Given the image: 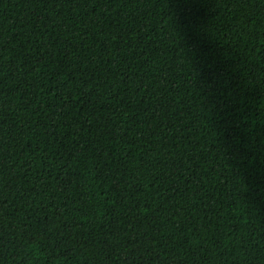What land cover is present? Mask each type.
Listing matches in <instances>:
<instances>
[{"label":"trees","instance_id":"16d2710c","mask_svg":"<svg viewBox=\"0 0 264 264\" xmlns=\"http://www.w3.org/2000/svg\"><path fill=\"white\" fill-rule=\"evenodd\" d=\"M0 264H264V0H0Z\"/></svg>","mask_w":264,"mask_h":264}]
</instances>
